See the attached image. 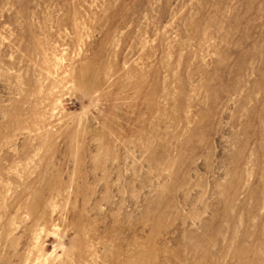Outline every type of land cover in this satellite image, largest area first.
Returning <instances> with one entry per match:
<instances>
[{
    "label": "rangeland",
    "instance_id": "1",
    "mask_svg": "<svg viewBox=\"0 0 264 264\" xmlns=\"http://www.w3.org/2000/svg\"><path fill=\"white\" fill-rule=\"evenodd\" d=\"M0 264H264V0H0Z\"/></svg>",
    "mask_w": 264,
    "mask_h": 264
}]
</instances>
